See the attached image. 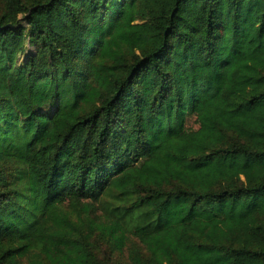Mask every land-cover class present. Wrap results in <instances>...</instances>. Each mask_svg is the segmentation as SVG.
Instances as JSON below:
<instances>
[{
  "label": "trees",
  "instance_id": "trees-1",
  "mask_svg": "<svg viewBox=\"0 0 264 264\" xmlns=\"http://www.w3.org/2000/svg\"><path fill=\"white\" fill-rule=\"evenodd\" d=\"M0 2V264H264V0Z\"/></svg>",
  "mask_w": 264,
  "mask_h": 264
},
{
  "label": "rangeland",
  "instance_id": "rangeland-1",
  "mask_svg": "<svg viewBox=\"0 0 264 264\" xmlns=\"http://www.w3.org/2000/svg\"><path fill=\"white\" fill-rule=\"evenodd\" d=\"M1 5V2H0ZM35 48L34 46H28V51H33ZM26 57V55L22 56V59H24ZM199 123L198 120L196 118V116L194 114H189L187 117V127L188 128H196L198 127ZM136 245H141L140 241L136 238V237H130L127 240V243L124 247H122L121 249H117L115 251V253H113L114 258L116 260H118L119 262L123 263V264H132L131 263V251L133 249L134 246ZM23 262L26 263L27 259H23Z\"/></svg>",
  "mask_w": 264,
  "mask_h": 264
}]
</instances>
